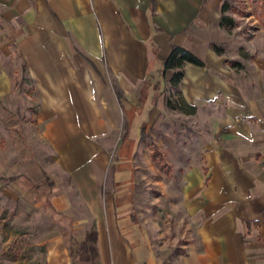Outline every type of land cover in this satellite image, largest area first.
I'll use <instances>...</instances> for the list:
<instances>
[{
    "label": "crops",
    "instance_id": "crops-1",
    "mask_svg": "<svg viewBox=\"0 0 264 264\" xmlns=\"http://www.w3.org/2000/svg\"><path fill=\"white\" fill-rule=\"evenodd\" d=\"M220 14L218 0H0V31L8 29L22 80L30 83L35 160L53 172L46 194L39 184L41 195L31 205L54 211L53 220H95V250L87 255L96 264H264V25L242 43L230 36L237 25L222 26ZM172 45L203 62L184 63L177 89L207 132L199 153L186 156L174 202L184 220L177 213L173 219L183 228L165 251L160 234L150 236L145 226L135 237L126 235L114 192H101L110 132L128 123V104L159 92L152 82L169 80L172 69L163 70L162 61ZM14 90L13 76L1 68L0 97ZM163 95L151 109L145 100L134 111L126 125L133 141V128L149 122L145 113L164 108ZM22 158L0 140V176L27 179ZM0 193L13 198L1 185ZM79 210L88 215L77 216ZM4 220L11 219L0 216ZM34 241L42 245L43 264H71L57 229ZM15 261L27 264L33 257Z\"/></svg>",
    "mask_w": 264,
    "mask_h": 264
},
{
    "label": "rangeland",
    "instance_id": "rangeland-1",
    "mask_svg": "<svg viewBox=\"0 0 264 264\" xmlns=\"http://www.w3.org/2000/svg\"><path fill=\"white\" fill-rule=\"evenodd\" d=\"M260 1L218 0L220 8L227 4L228 9L224 13L235 20L237 27L230 31L234 40L247 43L258 27L264 25ZM0 44L7 45L6 49H0V69H6L13 76L16 86L15 93L0 97V140L13 152L23 156L20 168L31 177L27 176V180L18 175L0 176V185L13 195L11 199L7 193H0V216L11 219L0 221V260L3 264H19L15 260L29 254L33 261L27 264L35 263V259H38L37 264H43L42 245L36 243L34 238L57 229L64 244L68 246L72 256L71 264H96L97 258L87 255L88 251L95 250L92 241L95 220H53L54 211L31 205L41 195L39 184L43 186L42 196L46 194L44 189L52 184L48 181L52 180L53 172L48 169L49 173H46L38 167L39 163L35 160L39 148L33 143L34 103L30 94V83L22 80L24 68L12 46L7 28L0 31ZM13 54L14 59L11 58ZM152 85H156L159 92L155 91L150 97L140 95L139 104H128L129 110L124 112V121L135 115L134 111L140 110L145 100L151 109V104L156 103L157 94L161 92L164 99L168 97L176 104H182L178 96L180 91L177 86L172 87L169 80L163 79L160 84L157 81L152 82ZM163 105L164 108L157 113H145L146 121L149 120L145 123L146 127L133 128L135 141L131 139L126 124L122 128L120 125L111 130V137L105 145L108 166L101 197L108 195L107 190L112 189L114 192L118 225L123 223L122 229L126 235L135 237L140 233V227L145 226L150 236L160 234L162 242L159 243L168 251L173 246L171 240L177 228H183V225L177 227L173 220L176 213L184 220L183 208L174 207V202L180 200V173L187 163V154L199 153L207 129L201 127L195 108L188 113L178 108H170L165 103ZM117 171L125 179L116 177ZM10 178L13 180L11 185L8 182ZM14 186L26 187L27 192L19 193ZM76 215L85 217L88 214L79 210ZM27 216L31 220H24ZM62 216L68 215L62 213ZM10 233L12 237L8 239Z\"/></svg>",
    "mask_w": 264,
    "mask_h": 264
},
{
    "label": "trees",
    "instance_id": "trees-1",
    "mask_svg": "<svg viewBox=\"0 0 264 264\" xmlns=\"http://www.w3.org/2000/svg\"><path fill=\"white\" fill-rule=\"evenodd\" d=\"M153 2V0H152ZM261 10L260 13L262 14L261 17H264V0L260 1ZM227 4H223L220 8V24L225 27H232L235 25V20L232 16L225 14L224 11L227 10ZM212 48L216 53L220 52V46L217 43H212ZM190 62L196 65H202L203 62L191 51L185 49L182 46L178 45H172L170 47L169 52L164 57L162 61V69L170 68L172 69V74L169 78V83L172 87H176L179 81L181 80L183 74H184V63ZM113 89L116 94L117 99L121 102L124 99V96L120 90L119 87L113 84ZM178 96L180 98V103L182 104H176L175 102L171 101L170 98L166 97L164 99V103L166 106L170 108H178L185 112L191 113L194 110V106L187 104L180 93H178ZM132 117H130L128 123L124 122V124H130V120ZM142 131V130H141Z\"/></svg>",
    "mask_w": 264,
    "mask_h": 264
}]
</instances>
